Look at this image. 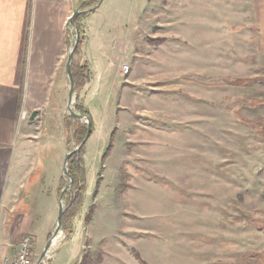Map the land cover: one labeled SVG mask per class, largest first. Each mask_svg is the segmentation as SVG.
Wrapping results in <instances>:
<instances>
[{
    "label": "rangeland",
    "instance_id": "rangeland-1",
    "mask_svg": "<svg viewBox=\"0 0 264 264\" xmlns=\"http://www.w3.org/2000/svg\"><path fill=\"white\" fill-rule=\"evenodd\" d=\"M144 1L133 0L152 23L158 83L148 105L139 102L147 115L125 109L115 87L89 94L95 133L83 157L84 201L43 264L81 234L91 264H264V81L240 77L243 0ZM67 103L68 95L52 128L41 120L33 129L62 140L53 142L62 147L61 169L87 133L85 121L67 116ZM144 135L151 144L139 141ZM68 183L62 173L58 206ZM80 187L78 180L65 197L66 210ZM55 227L48 238L32 236L35 263Z\"/></svg>",
    "mask_w": 264,
    "mask_h": 264
},
{
    "label": "crops",
    "instance_id": "crops-1",
    "mask_svg": "<svg viewBox=\"0 0 264 264\" xmlns=\"http://www.w3.org/2000/svg\"><path fill=\"white\" fill-rule=\"evenodd\" d=\"M85 1L0 0V264L15 261L23 237L48 238L58 217L62 147L53 142L61 146L62 140L50 128L43 138L33 136V129L41 120L51 127L67 95L69 101L67 25ZM241 7L240 77L246 85L259 84L264 81V0H243ZM137 8L133 0H103L83 15L85 37L75 58L89 69L90 80L75 95L85 109L90 110V93L115 87L125 109L147 115L140 101L150 102L149 87L158 83L148 42L152 23L143 22V7ZM61 119L64 123L65 115ZM138 139L152 143L145 135ZM84 249V235H72L50 264H80Z\"/></svg>",
    "mask_w": 264,
    "mask_h": 264
},
{
    "label": "water",
    "instance_id": "water-1",
    "mask_svg": "<svg viewBox=\"0 0 264 264\" xmlns=\"http://www.w3.org/2000/svg\"><path fill=\"white\" fill-rule=\"evenodd\" d=\"M94 2L95 5L91 8H84L85 4L87 2ZM103 0H86L72 15L68 22V30L72 33L73 35V40L71 41V47L68 53V58H67V64H66V73L68 76V81H69V101L67 105V116L73 120H79V121H85L87 123V133L82 141V143L72 150L71 152L68 153V155L65 158L62 173L63 175L69 180V183L63 188L61 195H60V203H59V212H58V217L56 221V227L55 231L53 233V237L48 241L47 245L45 246L41 256L37 260L35 264H43V262L48 258V255L50 253L51 248L54 246L55 240L57 239L58 235L60 234L62 230V217L66 211V204H65V197L68 196L69 194L72 193L74 189V179L72 175L69 173V162L71 158L80 152L83 147L86 146L88 141L90 140L92 133H93V123L91 119L87 115H81L76 111V95H75V81L73 77V72H72V64L76 55V51L79 48L80 45V31L78 26L75 24V20L83 16L85 14L91 13L96 10V8L102 3Z\"/></svg>",
    "mask_w": 264,
    "mask_h": 264
},
{
    "label": "trees",
    "instance_id": "trees-1",
    "mask_svg": "<svg viewBox=\"0 0 264 264\" xmlns=\"http://www.w3.org/2000/svg\"><path fill=\"white\" fill-rule=\"evenodd\" d=\"M95 5L94 2L90 1L88 3H86V5L84 6V8H91ZM84 16H80L75 20V24L79 27L80 29V21ZM81 47V43L79 45V48ZM79 48L76 51V55H78L79 53ZM72 72H73V77H74V81H75V91L83 88L85 86V84L90 80V72L89 69L85 66H80L79 64L75 63V61H73L72 64ZM76 111L81 114V115H87L91 121H92V117L89 113V111L87 109H85L83 106H81V104L79 103V100L77 99L76 101ZM93 122V121H92ZM93 132H94V125H93ZM86 131L83 133L82 137H81V141L83 140V137L85 136ZM113 148V145L111 144L108 149L106 150L104 156H103V160L105 158H107L109 156V154L111 153ZM86 153V146L82 148V150L80 152H78L77 154H75L70 162H69V173L70 175H72L73 179H74V187H77L78 184V180L81 181V187L77 190V195H76V200L70 203V206L68 207V209L65 211L63 217H62V228L65 229L66 228V224L71 222L75 216L77 215V213L79 212V210L82 207L83 201H84V190H85V182H86V172H85V168H84V164H83V157ZM92 217H93V210L91 209L89 216L85 219V223L87 225H89L92 221ZM101 258L98 261V264H100L101 262ZM80 264H91V259L89 258L88 255L83 257V260Z\"/></svg>",
    "mask_w": 264,
    "mask_h": 264
},
{
    "label": "built area",
    "instance_id": "built-area-1",
    "mask_svg": "<svg viewBox=\"0 0 264 264\" xmlns=\"http://www.w3.org/2000/svg\"><path fill=\"white\" fill-rule=\"evenodd\" d=\"M129 70L128 66H124V75H128ZM11 264H35L34 239L32 236L28 235L21 239L18 245L16 259Z\"/></svg>",
    "mask_w": 264,
    "mask_h": 264
},
{
    "label": "bare ground",
    "instance_id": "bare-ground-1",
    "mask_svg": "<svg viewBox=\"0 0 264 264\" xmlns=\"http://www.w3.org/2000/svg\"><path fill=\"white\" fill-rule=\"evenodd\" d=\"M57 240H58V238L55 240V243H54V245H56V243H57Z\"/></svg>",
    "mask_w": 264,
    "mask_h": 264
}]
</instances>
